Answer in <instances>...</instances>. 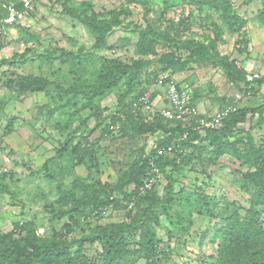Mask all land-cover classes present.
Returning <instances> with one entry per match:
<instances>
[{
  "label": "rangeland",
  "instance_id": "obj_1",
  "mask_svg": "<svg viewBox=\"0 0 264 264\" xmlns=\"http://www.w3.org/2000/svg\"><path fill=\"white\" fill-rule=\"evenodd\" d=\"M227 2H231V11ZM22 3L23 0H0V58H14L29 46L35 50L26 61L0 66V174H7L4 183L10 190L0 193V228L4 232L14 230L21 222L33 221L41 236L72 240L99 225L130 222L142 203L140 199L125 201L128 189L115 188L119 169L128 158L153 151L160 140L169 136L163 129L137 132L134 126L139 120L167 122L161 110L167 106L165 91L170 82L188 88L202 118L230 106L256 107L264 100V84L250 88L245 81L230 80L209 58L188 61L191 51L173 46L167 38L180 43L194 39L214 44L221 55L235 60L245 72L261 71L264 23L260 14L264 0H35L33 12L7 23L5 18L11 9ZM66 7L88 15L94 10L106 20L121 12L120 22L113 26L106 44L94 49L97 31L67 14ZM226 16L235 21L236 27H228ZM81 47H85L82 56L70 62L41 56L55 50L78 53ZM138 47L143 49L137 52ZM170 52L175 53L174 60L179 63L169 65L168 60H162ZM137 60L145 63L133 70L138 75L132 90L126 93L125 76L96 98L92 108L80 112L82 118L89 117L86 126L73 137L69 148L57 155L68 134L60 127L67 115L56 111L61 101L57 84L90 88L103 79L108 68L111 71L112 64L132 65ZM30 74L45 77L53 84L45 91L22 92L18 80ZM143 92L151 97L152 111L133 109L132 103ZM123 94L127 95L120 101ZM80 99L71 110L85 98ZM12 118L15 120L10 131ZM78 122L76 118L73 126ZM108 125L111 133L106 130ZM233 134L230 139L239 141L240 148L248 150L251 136L264 152V114L238 125ZM194 144L203 149L189 148L192 159L173 173L174 201L168 211L160 210L161 225L156 231L164 247L171 249L166 256L161 254L166 257L165 264H218L216 232L234 212L246 214L256 191L255 184L244 176L249 166L241 159L231 153L213 156L202 138ZM88 145L93 147L88 149ZM166 169L171 172V166ZM151 173L154 185L164 195L169 182L166 173L158 168ZM77 178L90 187L74 190ZM71 189L78 198L96 190L117 201L101 212L87 207L83 212L70 213L75 201L69 194ZM260 210L264 225V205ZM178 215L182 217L180 221ZM168 230L174 231L173 237ZM129 242L132 249H138L139 235L130 236ZM98 248L87 244L90 254H96ZM130 260L131 264H147L141 253Z\"/></svg>",
  "mask_w": 264,
  "mask_h": 264
},
{
  "label": "trees",
  "instance_id": "obj_2",
  "mask_svg": "<svg viewBox=\"0 0 264 264\" xmlns=\"http://www.w3.org/2000/svg\"><path fill=\"white\" fill-rule=\"evenodd\" d=\"M86 3L91 5L89 2ZM13 8L22 10L23 3ZM227 8L228 11L232 10L231 2H227ZM65 10L67 14L82 20L87 26L97 31L94 49L101 48L106 44L113 31V26L120 22L119 15L121 12L115 13L111 19L106 20L100 19L99 14L94 10L90 15L82 14L79 10L71 7H66ZM29 12H33V10ZM260 17L264 23V10L261 12ZM225 21L230 29L236 27L233 19L232 21L227 20L226 16ZM167 38L173 46L185 47L191 51L188 61L196 58H209L222 68L230 80L245 81L250 88L264 84V79L248 80V72L239 68L235 60L221 55L214 44H204L194 39L180 43L170 36ZM142 49L143 47H138L137 52ZM84 50L85 47H81L78 53L70 50H55L53 52H43L41 56L47 59L61 57L66 62H70L77 57H81ZM33 51H35L34 48L29 46L23 53L17 54L14 58H0V66L9 62L26 61L28 54ZM175 58V53L170 52L162 60H168L169 65H173L179 63L178 59L174 60ZM144 63L145 60L134 61L132 65H123L116 62L110 66L111 71L108 68L105 76H101L103 79L90 88L83 86L64 87L57 84V88L60 90L58 96L61 101L57 105L58 110L56 111L67 115L64 124H61L60 127L62 132L68 130L67 142L63 148L58 150L57 155H61L63 151L69 148L73 137L83 130L89 121V117L82 118L80 112L92 108L96 98L105 95L125 76L128 78L125 81L126 93L130 92L138 75L133 70ZM51 84H53V81L34 74L21 76L18 80L22 92L45 91ZM178 86L181 87L182 85ZM144 94L143 92L140 97ZM126 95H121L120 101H123ZM80 97L85 98L83 103L77 109L71 110L72 106L78 105L79 100H82ZM139 98L132 103L133 109L136 111L140 109L134 108V103ZM192 101L196 104L193 95ZM263 114L264 100L256 107L237 108L224 119L221 127L206 129L204 133L196 128L197 123L195 122L191 123L190 126H185L182 122L171 120H167L168 123L165 124L162 120H154L153 122L139 120L134 126L137 132L154 133L157 129H163L170 134L166 139L160 140L153 151L149 153L143 151L140 156L132 160L128 158L119 169V177L115 188L121 191L128 189L124 192L125 201L130 202L140 199V203H142L131 221L121 224L99 225L82 238L72 240L57 235L41 236L38 233L37 224L33 221L21 222L10 232H4L0 228V264H131L130 258L136 253H141L147 264H165L166 257H162L161 254L163 253L166 256L171 249L170 246L164 247L163 240L158 237L156 231V227L161 225L160 210L168 211L173 203L176 181L173 173L179 171L183 164L189 163L192 159L193 153L189 152L190 147H193L194 151L203 149L202 146L194 144L196 140L201 138L204 143L211 147L210 153L213 156L218 158L226 153H231L241 159L244 165L249 166L248 172L244 176L256 187L251 206L246 209V214L242 216L239 212H234L225 219V224L216 232V236L219 238L218 264H264V225L260 221L262 216L260 206L264 205V152L261 147L256 146L251 136L249 137L248 150L240 148L239 141L230 139L234 135L233 130L238 125L248 122L250 118L253 119L257 115L262 117ZM76 118H79V122L76 126H73ZM14 120L15 118H12L8 124L10 131L13 129ZM106 130L109 133L113 131L109 125ZM186 132L188 134L185 137ZM171 144H174L175 147L171 152L173 155L169 156L170 153H166V151ZM87 147L90 149L93 145ZM159 150H163V152L159 153ZM83 160L84 157L82 156L79 161L82 163ZM49 162L50 160H47L46 164ZM168 166H171L170 173L166 172ZM155 168L165 172L169 180L164 195L160 194L154 184L146 191L140 190L144 179L149 175H153L151 170ZM6 176V173L0 174V193L10 191L8 185L4 183ZM73 187L74 190L77 188L87 189L90 185L77 178L74 180ZM74 190L69 191L70 196L75 199L70 213L83 212L87 207H90L92 212H101L117 201L109 195L102 196L96 190L78 198ZM201 196L207 198L206 195ZM186 201L190 203L191 199ZM208 204L209 202L206 199L205 205ZM181 218L178 215L179 221ZM168 232L170 238L174 236L173 230H168ZM133 235H139V248L136 250L130 247L129 239ZM87 244L99 247L97 253L90 254Z\"/></svg>",
  "mask_w": 264,
  "mask_h": 264
},
{
  "label": "built area",
  "instance_id": "obj_3",
  "mask_svg": "<svg viewBox=\"0 0 264 264\" xmlns=\"http://www.w3.org/2000/svg\"><path fill=\"white\" fill-rule=\"evenodd\" d=\"M35 0H24L23 9H12L11 14L6 18V22H13L15 20H22L26 17L27 12L34 10ZM248 80L253 81L255 79H264V69L261 71L248 72ZM165 99L167 100V106L161 110V114L166 120L182 122L184 125L189 123L191 125L192 121L195 119L197 126L196 128L204 133L206 129H216L223 125L224 119L234 110L236 107L230 106L214 114H210L204 118L199 117V108L192 101V95L187 87L178 86V83L172 81L168 84L165 91ZM134 108L144 109L145 111H152L153 102L148 94L142 95L138 101L134 103ZM187 132L184 136H187ZM174 144L168 146L166 153H171L174 150ZM163 150H159L162 153ZM155 183L153 175L147 176L140 190L146 191L151 188Z\"/></svg>",
  "mask_w": 264,
  "mask_h": 264
},
{
  "label": "clouds",
  "instance_id": "obj_4",
  "mask_svg": "<svg viewBox=\"0 0 264 264\" xmlns=\"http://www.w3.org/2000/svg\"><path fill=\"white\" fill-rule=\"evenodd\" d=\"M23 2H24V0H23ZM34 5H35V1H34ZM12 9H13V8H12ZM12 9H11V10H12ZM14 9H15V8H14ZM34 9H35V6H34ZM10 14H11V11H10ZM10 14H9L6 18H8V17L10 16ZM6 18H5V19H6ZM15 21H18V20H15ZM13 22H14V21H13ZM7 23H12V22H7ZM185 87H186V86H185Z\"/></svg>",
  "mask_w": 264,
  "mask_h": 264
}]
</instances>
